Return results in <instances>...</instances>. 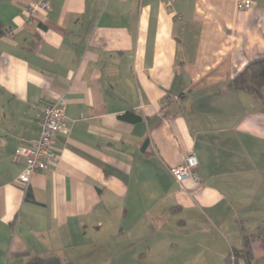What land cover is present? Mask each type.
<instances>
[{
    "label": "crops",
    "instance_id": "1",
    "mask_svg": "<svg viewBox=\"0 0 264 264\" xmlns=\"http://www.w3.org/2000/svg\"><path fill=\"white\" fill-rule=\"evenodd\" d=\"M32 1L0 0V264H225L259 229L264 264V105L228 86L264 58V0ZM58 98L57 162L25 189L15 149Z\"/></svg>",
    "mask_w": 264,
    "mask_h": 264
},
{
    "label": "built area",
    "instance_id": "2",
    "mask_svg": "<svg viewBox=\"0 0 264 264\" xmlns=\"http://www.w3.org/2000/svg\"><path fill=\"white\" fill-rule=\"evenodd\" d=\"M175 0H165V8L172 9ZM240 8L248 9L253 5L252 0H237ZM48 9L45 0H34L30 2L27 11L30 15L41 10ZM39 132L37 139L28 145L19 146L15 149V157L24 162L22 171L18 174L16 182L27 189L31 179L38 172L54 166L58 156L55 152L56 136L65 133V101L61 98L45 104L38 117ZM198 159L194 152L187 153L182 161L170 168V173L177 183L192 178L196 180L195 169Z\"/></svg>",
    "mask_w": 264,
    "mask_h": 264
},
{
    "label": "trees",
    "instance_id": "3",
    "mask_svg": "<svg viewBox=\"0 0 264 264\" xmlns=\"http://www.w3.org/2000/svg\"><path fill=\"white\" fill-rule=\"evenodd\" d=\"M4 28L0 23V36L4 34ZM228 86L235 91H244L255 98H257L264 105V58L254 61L248 64L235 78L229 81ZM130 120H138L139 117L132 113H126L123 115ZM25 197L30 199L32 196L28 190L25 192ZM263 232L262 229H259L258 232L245 235L243 237V249L240 253H234L233 260L228 256L225 260V264H237L239 257L244 258L246 264H251L252 254L250 250V243L253 239L260 235ZM18 264H61L60 260L57 257H52L48 259L28 261L25 263Z\"/></svg>",
    "mask_w": 264,
    "mask_h": 264
},
{
    "label": "rangeland",
    "instance_id": "4",
    "mask_svg": "<svg viewBox=\"0 0 264 264\" xmlns=\"http://www.w3.org/2000/svg\"><path fill=\"white\" fill-rule=\"evenodd\" d=\"M262 206H264V203H258V204H256L255 205V208H258V207H262ZM259 209V208H258ZM258 209H256V211L258 210ZM258 213H260L261 214V212L260 211H258ZM262 227L264 228V225L262 224ZM248 232V231H247Z\"/></svg>",
    "mask_w": 264,
    "mask_h": 264
}]
</instances>
